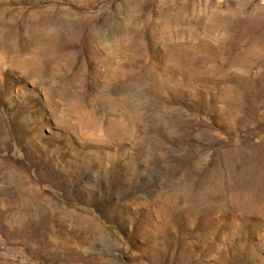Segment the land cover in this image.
<instances>
[{"label": "rangeland", "instance_id": "1", "mask_svg": "<svg viewBox=\"0 0 264 264\" xmlns=\"http://www.w3.org/2000/svg\"><path fill=\"white\" fill-rule=\"evenodd\" d=\"M0 264H264V0H0Z\"/></svg>", "mask_w": 264, "mask_h": 264}]
</instances>
